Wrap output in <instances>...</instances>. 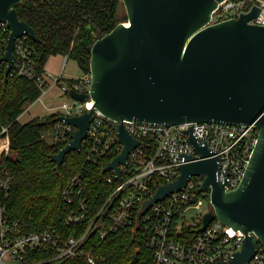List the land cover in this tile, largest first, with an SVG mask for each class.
<instances>
[{
  "label": "water",
  "instance_id": "95a60500",
  "mask_svg": "<svg viewBox=\"0 0 264 264\" xmlns=\"http://www.w3.org/2000/svg\"><path fill=\"white\" fill-rule=\"evenodd\" d=\"M22 1L0 0V22L10 28L1 57L7 62L6 78L16 39L27 34L38 40L35 29L19 16ZM219 1L122 0L127 20L100 36L85 59L92 75L90 92L70 91L79 101L92 98L94 107L80 115H58L76 129L52 159L59 167L66 154L81 150L95 109L118 121L114 126L123 148L105 169H114L119 180L120 164L127 163L139 142L124 119L166 125L211 121L257 125V145L241 184L231 191L225 190L226 180L216 178L220 156L207 142L197 140L190 126L186 141L200 159L183 162L178 178L161 184L138 214L139 221L150 205L184 188L191 175L202 174V187L211 186L213 210L204 215L200 230L216 218L243 230L246 238L232 260L249 264L258 240L264 243V25L250 22L259 13L256 5L237 18L210 23Z\"/></svg>",
  "mask_w": 264,
  "mask_h": 264
},
{
  "label": "built area",
  "instance_id": "2783aa9c",
  "mask_svg": "<svg viewBox=\"0 0 264 264\" xmlns=\"http://www.w3.org/2000/svg\"><path fill=\"white\" fill-rule=\"evenodd\" d=\"M255 5L259 7V13L250 22L264 25V0H221L212 12L210 23L237 18L251 11ZM0 29L7 33V37L5 34L0 35V50L4 55L10 28L7 22L1 21ZM28 38L31 37L25 34L16 39L15 58L9 74L33 79L42 89L43 95L48 90L45 85L48 80L45 74L39 75L35 71V48ZM63 78V73L55 76L54 84H60ZM91 83V72L84 71L81 77L71 83H62L61 88L69 94L71 90L89 93ZM72 99L73 104L64 101L60 105L62 111L58 115H80L94 107L92 98L84 102L73 96ZM94 113L87 137L81 143V150L87 152L89 165L75 174L64 188L61 213L62 220L68 225L90 220L87 229L81 236L69 235L53 225L29 230L25 222L9 218L6 206L0 204V264H59L62 257L80 256L86 257L90 264H97L101 256L89 249L88 245L96 246V239H105L109 234L134 223L139 227L146 247L153 251L151 264H234L233 254L242 248L246 233L217 218L211 220L204 230H200L204 215L213 210L211 186L202 187L204 175H191L184 188L150 205L139 221L138 214L143 209L144 201L161 184L178 178L183 162L200 159L194 146L186 141L190 126L197 140L207 142L215 155L220 156L216 178L226 180V191L234 190L241 184L259 139V127L255 124L215 121L166 125L124 119L126 129L139 142L129 153L127 163L120 164L119 180L114 169H105L123 148L114 126L118 121L97 109ZM54 129V141L68 143L76 128L58 120ZM9 150V126H1L0 195L6 197L12 178L1 162ZM187 156L193 158L187 160ZM97 179L102 184L99 191L93 187ZM99 195L106 200L95 213L92 200ZM205 202L211 208L202 216L189 221L187 211L191 208L203 211ZM40 248L52 250L54 256L42 261L29 260ZM249 264H264V243L261 240H258L256 252Z\"/></svg>",
  "mask_w": 264,
  "mask_h": 264
},
{
  "label": "trees",
  "instance_id": "16d2710c",
  "mask_svg": "<svg viewBox=\"0 0 264 264\" xmlns=\"http://www.w3.org/2000/svg\"><path fill=\"white\" fill-rule=\"evenodd\" d=\"M123 8L122 0H23L17 6L19 16L35 29L38 36V40L28 38L35 48L36 73L45 74L49 57L57 54L76 59L82 69L89 72L85 59L90 57L93 43L121 21ZM2 34L7 37V33L0 29ZM2 56L0 50V128L9 126L12 153L5 154L1 164L12 182L8 196L0 195V204L6 206L9 218L20 219L29 230L53 225L69 235L81 236L90 220L68 225L62 220L61 213L64 188L75 174L89 165L87 152L85 149L72 151L57 166L52 155L59 152L67 141L49 142L43 133L55 128L58 114L20 121L19 117L27 106L42 95V89L24 75L8 74L6 78L7 62L1 60ZM74 80L69 78L67 83ZM48 84L46 81L45 85ZM93 187L95 191L102 188L100 179ZM105 200L100 195L92 200L95 213ZM88 248L101 256L97 264H151L152 261L153 251L142 241L135 223L105 239H96V246L88 245ZM52 256V250L40 248L29 260L42 261ZM59 264L90 263L86 257L80 256L62 257Z\"/></svg>",
  "mask_w": 264,
  "mask_h": 264
},
{
  "label": "rangeland",
  "instance_id": "374dc122",
  "mask_svg": "<svg viewBox=\"0 0 264 264\" xmlns=\"http://www.w3.org/2000/svg\"><path fill=\"white\" fill-rule=\"evenodd\" d=\"M120 20H127V12L125 7L121 11ZM63 73V79L60 84H54L55 76ZM84 70L74 58L57 54L49 57L45 66V76L48 80V90L39 99L27 106L25 111L19 117L21 122H27L34 117H44L45 115L58 114L62 111L60 105L67 101L73 104L74 100L68 92L62 91L61 84L66 83L69 78H79L83 75ZM55 129L52 128L43 133V136L49 141L54 140ZM10 152V150H9ZM12 152H10L11 154ZM211 208L210 204L205 202L204 210L200 211L198 208H191L187 211L186 216L189 221L192 218L200 217L204 212Z\"/></svg>",
  "mask_w": 264,
  "mask_h": 264
},
{
  "label": "bare ground",
  "instance_id": "6f19581e",
  "mask_svg": "<svg viewBox=\"0 0 264 264\" xmlns=\"http://www.w3.org/2000/svg\"><path fill=\"white\" fill-rule=\"evenodd\" d=\"M126 24L129 25V21H126Z\"/></svg>",
  "mask_w": 264,
  "mask_h": 264
}]
</instances>
